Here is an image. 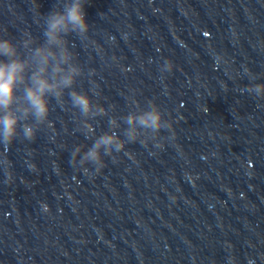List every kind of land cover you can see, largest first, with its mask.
Segmentation results:
<instances>
[{
    "label": "water",
    "instance_id": "obj_1",
    "mask_svg": "<svg viewBox=\"0 0 264 264\" xmlns=\"http://www.w3.org/2000/svg\"><path fill=\"white\" fill-rule=\"evenodd\" d=\"M57 3L0 0V37L43 43ZM85 12L87 37H67L75 87L107 114L81 116L66 90L50 98L51 128L13 142L0 264H264V87L250 90L264 85V0H87ZM152 102L175 139L139 129L147 147L127 143L100 172L79 163L105 133L126 140L125 117Z\"/></svg>",
    "mask_w": 264,
    "mask_h": 264
},
{
    "label": "clouds",
    "instance_id": "obj_2",
    "mask_svg": "<svg viewBox=\"0 0 264 264\" xmlns=\"http://www.w3.org/2000/svg\"><path fill=\"white\" fill-rule=\"evenodd\" d=\"M86 2L63 0L62 7L57 3L52 11L42 14L43 43H38L28 31L22 34L19 46L10 37H0V145L4 146V152L0 153V165L4 168L8 183L14 179L13 161L8 157L13 142L19 137L33 143L41 125L52 126L49 120L52 111L50 98L62 104L65 91L70 90L68 97L72 108L77 109L81 116L107 114L103 106L93 104V98L87 92L75 87L77 79L83 75V69L76 62L67 37L70 34L82 39L87 37L90 24L86 19ZM36 7L39 8V5ZM165 63L171 72L173 62L169 59ZM94 72V69L90 70V75ZM262 87L264 85H254L250 90L259 93ZM109 123L115 124L116 121L111 119ZM125 123L128 125L126 140H121L115 132L105 133L87 148L79 163H91L96 172H100L105 167L104 156L124 151L127 143L139 142L147 147L145 141L139 140V129L152 133L166 130L169 138L175 139L173 121H165L163 112L155 102L139 114L129 113ZM84 128L87 132L93 131L90 124L85 123ZM157 146L164 147L163 144ZM81 151V147L77 146L71 152L70 165L75 166ZM29 167L30 170L34 169V165ZM83 171L88 172L86 168ZM41 207L44 212L50 211L46 203L42 202ZM260 258L264 260V256ZM248 264H254V261L249 259Z\"/></svg>",
    "mask_w": 264,
    "mask_h": 264
}]
</instances>
